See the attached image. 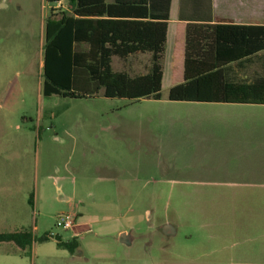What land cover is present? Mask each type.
Listing matches in <instances>:
<instances>
[{
	"label": "rangeland",
	"instance_id": "rangeland-1",
	"mask_svg": "<svg viewBox=\"0 0 264 264\" xmlns=\"http://www.w3.org/2000/svg\"><path fill=\"white\" fill-rule=\"evenodd\" d=\"M54 7L0 0V212L11 214L0 234L33 237L0 243V264H264L263 120L245 116L264 109L169 101L165 54L159 100L104 98L88 83L83 98L47 94L44 25L71 11ZM148 63L111 66L136 76ZM73 233L72 254L57 247Z\"/></svg>",
	"mask_w": 264,
	"mask_h": 264
},
{
	"label": "trees",
	"instance_id": "trees-1",
	"mask_svg": "<svg viewBox=\"0 0 264 264\" xmlns=\"http://www.w3.org/2000/svg\"><path fill=\"white\" fill-rule=\"evenodd\" d=\"M45 1L54 5L59 2ZM67 1L70 13L49 17L43 29L42 73L46 93L83 98L87 94L76 93L75 89L83 91L88 83L97 91L102 90L104 98L130 102L159 100L167 18L152 13L151 0ZM263 50L264 27L188 25L181 80L169 88L168 100L264 105V78L246 80L240 75L252 57ZM145 53L150 55L146 74L130 76L113 71V58L126 61ZM28 204H32V196ZM0 242L25 249L32 245L33 237L26 231L4 233L0 234ZM56 245L71 254L78 247L76 238L57 241Z\"/></svg>",
	"mask_w": 264,
	"mask_h": 264
},
{
	"label": "crops",
	"instance_id": "crops-1",
	"mask_svg": "<svg viewBox=\"0 0 264 264\" xmlns=\"http://www.w3.org/2000/svg\"><path fill=\"white\" fill-rule=\"evenodd\" d=\"M62 5V0H59ZM110 2V0H107ZM152 13L155 16L167 18V34L165 42V55L168 56V70L163 66V71L168 72V87L178 83L181 80V66L184 53L185 31L188 25H221L231 24L236 26H258L264 27V0H151ZM63 7V6H62ZM54 8H57V4ZM61 8V7H60ZM86 38V36H85ZM88 48L87 44H81ZM164 55V56H165ZM136 56H148L150 63V55L137 54ZM134 56V57H136ZM148 65L145 67L147 73ZM245 71L252 70L253 67H258L259 74H254V77H263L264 72V50L257 52L250 62L246 65ZM244 71V72H245ZM125 73V72H124ZM128 74V73H126ZM142 74V75H144ZM129 75V74H128ZM163 79V76H162ZM204 104H223L233 106H245L250 108H262L264 105L256 104H226V103H204ZM258 117L263 120V136H264V112L263 113H245V116ZM264 142V141H263ZM264 157V151H263ZM4 206L7 203H3ZM2 203L0 206L4 207ZM8 210L0 212V216H10ZM1 221V223H3ZM168 229V226L164 228ZM75 233L71 239L76 238ZM126 241V234L120 232V238ZM11 243V242H0ZM1 257H6L2 255ZM4 258H1V260Z\"/></svg>",
	"mask_w": 264,
	"mask_h": 264
},
{
	"label": "built area",
	"instance_id": "built-area-1",
	"mask_svg": "<svg viewBox=\"0 0 264 264\" xmlns=\"http://www.w3.org/2000/svg\"><path fill=\"white\" fill-rule=\"evenodd\" d=\"M60 1L57 3V8H60ZM56 226L64 231H71L74 228V219L70 216H62L58 218Z\"/></svg>",
	"mask_w": 264,
	"mask_h": 264
},
{
	"label": "water",
	"instance_id": "water-1",
	"mask_svg": "<svg viewBox=\"0 0 264 264\" xmlns=\"http://www.w3.org/2000/svg\"><path fill=\"white\" fill-rule=\"evenodd\" d=\"M121 241H123L122 237H121Z\"/></svg>",
	"mask_w": 264,
	"mask_h": 264
}]
</instances>
